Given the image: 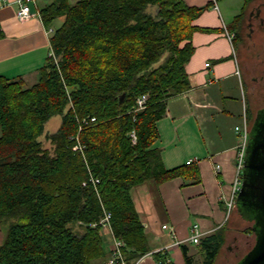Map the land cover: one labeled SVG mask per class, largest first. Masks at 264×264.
<instances>
[{
	"label": "trees",
	"instance_id": "obj_1",
	"mask_svg": "<svg viewBox=\"0 0 264 264\" xmlns=\"http://www.w3.org/2000/svg\"><path fill=\"white\" fill-rule=\"evenodd\" d=\"M249 1L226 24L235 46ZM204 7L184 0H50L38 9L45 25L57 17L61 23L36 80L0 74V223L7 224L0 264H108L100 231L105 212L127 264L150 250L132 186L199 180L193 161L165 168L152 144L167 99L191 86L185 65L192 33L203 29L193 21ZM141 94L146 100L136 109ZM55 114L59 126L44 132ZM238 213L249 219L243 208ZM224 240L222 226L201 236L199 263L182 244L184 264H214ZM153 253L157 264H175Z\"/></svg>",
	"mask_w": 264,
	"mask_h": 264
},
{
	"label": "crops",
	"instance_id": "obj_2",
	"mask_svg": "<svg viewBox=\"0 0 264 264\" xmlns=\"http://www.w3.org/2000/svg\"><path fill=\"white\" fill-rule=\"evenodd\" d=\"M49 1H29L34 15L20 20L16 16L17 1L0 0V74L3 76L20 77L25 82L30 78L36 80L39 68L50 54L49 37L54 30L38 15V9ZM184 1L189 5H205L193 21L203 29L193 31L194 49L185 65L191 86L167 99L166 111L156 121L158 138L152 146L159 149L165 168L193 161L199 180L188 182L176 176L159 183L146 179L132 186L130 195L150 249L137 258L135 264H157L153 253L157 251L175 264H184L182 244L199 263L201 255L197 244L188 240L193 224H197L201 236L224 227L225 240L221 248L236 228L229 225L223 197L234 176L237 135L233 127L239 122L243 108L246 111L247 108L243 76L233 44L234 32L229 31L226 24L240 13L244 0ZM248 6L249 2L244 15ZM48 28L52 32H48ZM226 32L233 33L231 42ZM216 164L219 170L215 169ZM100 231L101 236L107 235L109 242L114 241L108 224H103ZM2 238L0 234V242ZM109 256L106 254L104 260Z\"/></svg>",
	"mask_w": 264,
	"mask_h": 264
},
{
	"label": "rangeland",
	"instance_id": "obj_3",
	"mask_svg": "<svg viewBox=\"0 0 264 264\" xmlns=\"http://www.w3.org/2000/svg\"><path fill=\"white\" fill-rule=\"evenodd\" d=\"M72 1L74 0H70V2ZM261 2H264V0L249 1V6L242 20L241 39L236 46L237 61L243 76L244 104L247 108V118L250 123L255 119L257 112L264 107V3ZM257 5L261 7L260 13L258 17L256 15L251 17L250 13ZM60 23L61 18L57 17L51 22V26L55 28ZM33 81V78H30L27 83ZM60 119L59 114L52 115L44 124V132H52L57 129ZM41 140L44 146H49L48 141L43 136ZM238 209L235 202L228 216L230 218L229 225L236 228L235 231L229 234L215 264H235L254 243L255 235L249 232V227L253 222L242 219ZM6 227L5 222L0 223V234L2 236L5 234ZM233 235H236V237L233 238ZM102 242L106 254L109 255L110 250H107V247L109 249L112 247L113 240L109 242L107 235H102ZM99 261L100 259L95 260V262Z\"/></svg>",
	"mask_w": 264,
	"mask_h": 264
},
{
	"label": "water",
	"instance_id": "obj_4",
	"mask_svg": "<svg viewBox=\"0 0 264 264\" xmlns=\"http://www.w3.org/2000/svg\"><path fill=\"white\" fill-rule=\"evenodd\" d=\"M236 205L252 220L255 238L235 264H264V107L257 112L251 127Z\"/></svg>",
	"mask_w": 264,
	"mask_h": 264
},
{
	"label": "built area",
	"instance_id": "obj_5",
	"mask_svg": "<svg viewBox=\"0 0 264 264\" xmlns=\"http://www.w3.org/2000/svg\"><path fill=\"white\" fill-rule=\"evenodd\" d=\"M16 1L18 3L17 9H16V16L18 17V19L25 20L27 18H30L32 15H34L30 10L29 1L31 0H16ZM47 31L52 32V29L48 28ZM226 36H227V39L231 42L233 33L226 32ZM205 65H208V62H206ZM236 73H239L238 68H236ZM145 100H146L145 94H141L140 96H138L136 98V109L143 107ZM90 119L93 120L94 119L93 116H90ZM249 125L250 124L247 118L246 109L243 108L242 113L240 115L239 122L236 123L233 127L237 135V140L235 144L234 176L230 182V187H229V191L227 192V195H224L223 197L224 202H225V207H226V217L230 214L232 207L234 206L236 202V195L240 188L241 170L243 167V161H244V157L246 154V147H247L248 138H249L248 136L249 135ZM129 135L131 137V141L133 142L135 140L134 132H130ZM190 161L191 160H189L188 162ZM215 169L216 170L220 169L218 164H216ZM96 180L97 179H95L94 181ZM108 218H109V212H105L103 218L101 219V222L103 224H108ZM163 227H166V225L164 224ZM191 230L193 232L188 237V240L196 243L201 237V232L199 231L197 224H193L191 227ZM121 245H122L121 241L114 238L113 245L110 251V256L107 260L108 264H127L121 252ZM136 260L133 264L136 263Z\"/></svg>",
	"mask_w": 264,
	"mask_h": 264
},
{
	"label": "flooded vegetation",
	"instance_id": "obj_6",
	"mask_svg": "<svg viewBox=\"0 0 264 264\" xmlns=\"http://www.w3.org/2000/svg\"><path fill=\"white\" fill-rule=\"evenodd\" d=\"M262 4L264 3V2H261ZM260 5H257V6H255V10L253 9L252 10V12L250 13V16L251 17H255V15H256V17H258V14L260 13ZM262 109V108H261ZM256 116H257V114H256ZM255 116V117H256ZM253 122H254V120L252 121V123H250V120H249V135L248 136H250V131H251V127H252V124H253ZM242 219H244L242 216H240ZM245 220H250V219H245ZM252 221V220H251ZM253 224V223H252ZM252 224H251V232L255 235V233H254V231H253V229H252Z\"/></svg>",
	"mask_w": 264,
	"mask_h": 264
}]
</instances>
